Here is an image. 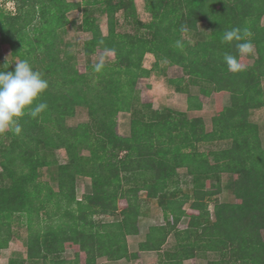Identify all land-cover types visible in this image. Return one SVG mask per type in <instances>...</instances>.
Returning <instances> with one entry per match:
<instances>
[{
    "label": "trees",
    "instance_id": "trees-1",
    "mask_svg": "<svg viewBox=\"0 0 264 264\" xmlns=\"http://www.w3.org/2000/svg\"><path fill=\"white\" fill-rule=\"evenodd\" d=\"M11 1L13 12L0 5V49L6 55L0 70L6 62L11 71L16 62L28 60L49 86L31 106L47 104L38 117L26 109L19 134H0V252L21 216L28 229L26 257L9 264L136 258L127 237H139L140 191L157 200L163 221L149 227L137 249L157 252L159 264H183L202 250L219 255L208 264H264V121L251 116L264 108V0H143L148 22L140 20L135 0H84V6L68 0ZM74 9L81 16L70 20L67 14ZM118 12L133 31L118 29ZM103 15L106 33L99 24ZM69 26L87 34L81 47L84 70L65 50L62 33ZM232 28L240 29L242 40L222 42ZM243 42L251 43V53L238 52L236 44ZM106 53L112 55L106 61L93 57ZM147 53L155 59L150 68L143 64ZM225 53L236 56L243 70L230 72ZM171 66L177 70L168 75ZM154 71H162L167 83L186 95L185 111L165 104L154 108L151 100L140 99L138 80ZM191 86L198 92L193 94ZM202 96L213 99L210 126L196 113L203 108ZM78 107L89 120L69 125ZM121 111L132 115L128 136L117 131ZM215 140L230 145L197 148ZM59 149L65 150L64 163L56 156ZM42 168L56 191L38 180ZM182 170L193 188L180 195ZM224 174L232 176L231 188ZM79 176L91 183L80 199ZM224 186L232 201L220 198ZM117 212L116 220H94ZM183 217L187 223L181 229ZM68 249L72 259L65 256Z\"/></svg>",
    "mask_w": 264,
    "mask_h": 264
},
{
    "label": "rangeland",
    "instance_id": "rangeland-1",
    "mask_svg": "<svg viewBox=\"0 0 264 264\" xmlns=\"http://www.w3.org/2000/svg\"><path fill=\"white\" fill-rule=\"evenodd\" d=\"M82 1V0H81ZM136 3V9L138 16L141 21L143 22H148L150 20V14L146 11L145 4L143 0H135ZM0 5L4 8L6 11H14L15 10V5L14 2L9 0H0ZM84 6V3L82 4ZM68 18L72 20L73 18H80L81 16V11L74 9L70 12H68ZM117 17L120 20V24L118 26V29L120 31H133L134 27L128 25L127 23L123 22V15L121 12L117 13ZM262 24H264V15L261 19ZM100 28L103 29L104 32L107 31V25H106V19L103 16L100 17L99 20ZM87 37V34H85L82 31H78L75 27L69 26L67 28V31L62 33V38L64 41L67 43L65 44V50L68 52H71L74 54V58L78 61L79 63V68L80 70H84V65H85V59L84 56L81 52V47H82V42L83 40ZM184 37L187 39H190L191 41H194L196 36L193 33H186L184 34ZM6 55L2 54L1 49H0V61L3 59ZM65 56V55H64ZM112 55L109 54H95L93 57L96 61L102 62L108 60ZM154 56L152 54H146L144 57L143 64L145 67H151L153 62H154ZM165 62L161 63V66H164ZM177 70V67H170L167 68V73L168 75H173ZM262 85L264 86V79H262ZM137 89L139 91V97L141 100H151L153 103L154 108H161L163 104H166L168 106H171L174 109L177 110H184L186 109V95L181 94L179 92H176L173 90V88L169 87V84L166 81V76L163 74L162 71H154L151 73L150 77L147 78H141L138 80L137 83ZM191 92L197 93L198 88L196 86H191L190 87ZM203 108L198 112L197 114H200L204 117L206 120L208 126H210V118L211 115L214 113V106H213V99L208 98V97H203ZM251 116L252 119L259 121L260 123H263L264 121V108H259V109H254L251 111ZM132 118V115L130 113L126 112H119L118 117H117V131L119 134L127 136L130 134V120ZM89 117L87 115V112L85 109L78 107L76 110V113L74 116L70 117L67 119V123L69 125H77L78 123L88 121ZM263 128V126H262ZM264 131V129H262ZM230 145V140H215V141H207V142H200L198 143V149L200 151H207V150H216V149H222L226 148ZM85 153H87L85 151ZM56 156L59 160L60 163H64L67 160V156L65 153L64 149H59L56 151ZM223 180L226 182L229 188L232 186V176L230 174H224ZM179 179H180V184H179V189H180V195L185 194V193H191L192 192V181H191V176L186 174L185 171H180L179 172ZM41 182L44 183H49L51 187L53 188L54 191L57 190L56 183L51 182L50 179L48 178L47 172L45 168L40 169V176L38 178ZM91 183L90 179L88 177H83L79 176L76 179V196L78 199L83 198L84 195L88 194L91 190ZM227 186H224L223 192L221 194L220 198H225L226 200L232 201L233 195L230 192L229 188ZM139 200L141 203V210H142V215L139 218V225L140 228L142 229V234L146 232L147 226H149V223H157L161 222V208L159 207L157 200L156 199H151L146 196L145 191H140L139 194ZM191 202V199L184 204V208L187 209L189 206V203ZM119 208L124 207V203L120 202L118 204ZM212 203L209 204V209L212 211ZM47 210H51L48 208ZM117 215H94V220L95 221H113L119 218V212L116 213ZM46 212L41 213L42 218H46ZM149 217V218H146ZM21 224L20 223H15L14 229H15V236L13 237L14 239H18V245L15 246L18 250L23 253L25 252V247H24V239L27 236L28 229L25 224V217L21 216L20 218ZM186 217H184L181 221L180 228L184 227V224L186 223ZM263 236H264V230ZM128 236L127 241L130 244L131 248H137V242L140 237H133ZM23 244V245H22ZM68 251V252H67ZM65 252V256L69 257L74 254L73 250L68 249ZM139 251V250H138ZM219 258V255L217 252H210L208 253V257L205 258L204 260H199L196 259V261H187L185 260L183 264H208L209 261L211 260H216ZM102 262L103 260L100 259ZM135 262V260H133ZM132 264H159L158 262V255L156 253H141V259L136 261L135 263ZM41 264V263H38Z\"/></svg>",
    "mask_w": 264,
    "mask_h": 264
},
{
    "label": "clouds",
    "instance_id": "clouds-1",
    "mask_svg": "<svg viewBox=\"0 0 264 264\" xmlns=\"http://www.w3.org/2000/svg\"><path fill=\"white\" fill-rule=\"evenodd\" d=\"M234 40H242L240 29L226 30L222 42L231 44ZM236 47L240 54L252 52L250 42L237 43ZM223 59L230 72L237 73L243 70V66L236 56L225 53ZM4 65L6 66L5 70H0V134L9 130L19 134L21 126L18 120L26 114V109L28 115L36 118L47 108V104L44 102L36 104L35 107L31 106L49 85L42 74L34 70L28 60L16 62L14 70L11 71H7L9 67L7 62ZM101 66L98 64L96 70L99 71Z\"/></svg>",
    "mask_w": 264,
    "mask_h": 264
},
{
    "label": "crops",
    "instance_id": "crops-1",
    "mask_svg": "<svg viewBox=\"0 0 264 264\" xmlns=\"http://www.w3.org/2000/svg\"><path fill=\"white\" fill-rule=\"evenodd\" d=\"M68 1H71V2H80V3H83L84 2V0H68ZM137 6V5H136ZM105 17V16H104ZM106 19V18H105ZM102 29V28H101ZM102 31H103V29H102ZM107 32V31H106ZM106 32H104L103 31V33H106ZM147 54H150V53H147ZM146 68H150V67H146ZM164 74V73H163ZM150 77V76H149ZM169 87L170 88H172L170 85H169ZM174 90V89H173ZM175 91V90H174ZM186 104V108H187V103H185ZM164 105V104H163ZM166 105V104H165ZM168 106V105H167ZM171 107V106H170ZM186 109H184V110H180V111H185ZM123 112V111H122ZM124 112H126V113H130V112H127V111H124ZM198 112H200V110L199 111H196V113H198ZM131 114V113H130ZM128 136V135H127ZM142 210H141V215H142ZM161 214H162V211H161ZM141 215H140V217H141ZM146 218H149V217H146ZM184 218V217H183ZM182 218V219H183ZM150 219V218H149ZM161 220H163V215L161 216ZM182 221V220H181ZM181 221H180V223H179V228H180V224H181ZM186 223H187V217H186ZM162 222V221H161ZM161 222H158L157 221V223H149V226H147V230H146V232L148 231V229H149V227L150 226H152V225H155V224H159V223H161ZM186 223L184 224V227L186 226ZM183 227V228H184ZM182 229V228H181ZM146 232H144L143 234H142V229L140 228V225H139V237L140 238H142V236H144L145 234H146ZM15 235L13 234L12 235V237H11V239H10V241H9V243H8V245H7V247H5V248H3V249H1V252H0V264H9V261L11 260V259H23V258H25L26 257V249H25V252L23 253V251L21 252L20 250H18L17 248H15V246L16 245H18V239H14L13 237H14ZM132 239H134L133 237H132ZM173 236L172 235H170L169 236V238H168V241H167V243H173ZM20 242V241H19ZM23 245V244H22ZM128 245H129V250H130V252H132V251H136L137 253H138V256L136 257V258H134V259H131V260H125V259H122V260H118V261H111V260H108L106 257H99L98 259H97V264H132V262H133V260H135V262L136 261H138V260H140L141 259V253L143 252V253H145V254H147V253H156V255H158L157 254V252H155V251H149V250H139V249H137V248H131V246H130V244L128 243ZM24 247L26 248V246L24 245ZM139 250V251H138ZM68 252V251H67ZM211 251H207V250H202V251H200V252H198L197 254H196V256L195 257H193V258H191V259H187V261H196V259H199V260H204L205 258H207L208 257V253H210ZM74 257V254L72 255V256H69L68 258L69 259H72ZM100 259L101 260H103L102 262L100 261ZM135 262H133V263H135Z\"/></svg>",
    "mask_w": 264,
    "mask_h": 264
}]
</instances>
